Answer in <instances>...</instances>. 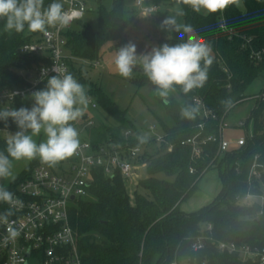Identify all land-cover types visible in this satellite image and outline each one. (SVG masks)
I'll list each match as a JSON object with an SVG mask.
<instances>
[{"label": "trees", "instance_id": "16d2710c", "mask_svg": "<svg viewBox=\"0 0 264 264\" xmlns=\"http://www.w3.org/2000/svg\"><path fill=\"white\" fill-rule=\"evenodd\" d=\"M128 1L114 0L110 12L100 7L98 32L82 21L73 24L77 31L71 27L66 31V63L69 72L83 85H86L83 61L89 65L99 62V49L107 42L126 43L127 27L141 14L140 11L137 15L130 13ZM240 1L243 9L235 3L222 12L206 16L181 5L186 12L182 17L184 23L191 25L200 43L211 49L213 63L202 87L185 94L180 86H175L179 100L170 96L167 102L159 100L164 117L157 118L165 136L154 153L148 151L150 142H141L128 132L131 123L125 113L97 85L88 87V96L116 121L117 126L95 124L84 139L94 150L109 144L122 149L140 148L133 163L138 168L145 167L146 176L137 180L134 199H131L127 191L129 180L118 170L111 176H107L103 168L91 170L88 196L73 202L70 212V224L83 264H170L174 257L189 258L197 264H241L238 256L221 253L217 243L264 248V217L257 218L260 207H242L236 202L237 197L248 192L264 194V172L260 181L249 183V173L255 163L264 171V125L259 121L264 99L255 98V108L243 127L246 133L243 146L218 155L217 145L209 143L200 157L193 158L191 148L182 145L197 134L202 137L217 135L221 121L232 108L248 98L247 89L264 71V0ZM44 2L47 6L52 0ZM221 20L226 25L225 32L220 29ZM3 24L0 20V90L24 88L29 85L30 77L47 64L41 56L20 53L21 47L31 42L38 32L26 28L21 33H7L3 31ZM179 42L161 39L158 47ZM131 82L138 88L152 84L142 67L132 76ZM46 85L44 82L41 90ZM196 100L202 103L207 116H202L199 109L195 119L184 118L182 107L197 106ZM33 104L30 98L17 99L11 107L31 109ZM250 123L251 134L248 132ZM17 131L20 129L12 118L0 120V151L6 148L8 137L4 132L14 135ZM41 164L44 163L39 158L30 160L14 179H0V185L14 195L20 183L30 178L34 168ZM49 167L58 168L57 165ZM213 168L221 183L217 197L197 212H182L181 204L195 194L203 175ZM159 175L172 180L161 179ZM6 212L7 203L0 202V213ZM209 224L211 231L207 230ZM200 236L208 240L202 251L194 252L192 243Z\"/></svg>", "mask_w": 264, "mask_h": 264}, {"label": "built area", "instance_id": "2783aa9c", "mask_svg": "<svg viewBox=\"0 0 264 264\" xmlns=\"http://www.w3.org/2000/svg\"><path fill=\"white\" fill-rule=\"evenodd\" d=\"M62 3L70 17L72 12L78 15L71 17L66 26L49 28L47 34L38 32L31 42L21 47L22 55L41 56L45 61L47 60V64L30 77L29 85L26 87L0 90V105L11 107L17 99H32V94L41 90V85L57 74L53 71L55 65L69 71L66 63L65 33L74 23L82 21L87 8L81 0H62ZM136 7L145 16L158 11L157 6L146 5L144 0H136ZM220 29L227 31L223 20L220 21ZM97 66H100V62L94 63V67ZM20 74L25 75L24 72ZM259 98L264 99V91ZM88 104L92 109L98 108L96 102L90 97ZM196 105L201 109L200 114L206 117L207 112L202 103L196 100ZM80 122L83 123V129L78 131L80 148L73 155L70 168L68 170L51 169L44 164L36 166L31 177L20 183L17 193L13 195L14 203H7V212H11V216H7L6 221L0 219V264H83L78 251L76 234L70 224V212L73 202L88 196L91 170L103 168L107 176L113 175L118 170L130 182L138 178L139 168L133 161L139 156L140 148L122 149L121 146L109 144L94 150L84 139L87 133L83 132L94 127L95 123L90 117L82 116L74 122V126L77 128ZM202 127L203 125L200 126ZM227 127L223 119L217 135L202 137L201 134H197L183 141L182 145L191 148L193 158L200 157L204 147L209 143L217 145L218 155L243 146L244 137L234 142L224 139L223 132ZM153 130L150 129V131ZM4 135L8 137L10 133L4 132ZM171 149L172 146L169 151ZM263 172L255 163L249 173V183L260 181ZM71 197L75 198L74 201ZM236 202L242 207L259 206L257 218L264 217V194L248 192L244 196L237 197ZM2 216L4 214L0 213V217ZM10 228L17 233L15 237L11 236ZM207 230H212L211 224L208 225ZM207 240L208 237L205 236L196 238L192 243V250L202 251ZM217 249L221 253L238 256L241 264H264V248L238 245L233 242H218ZM28 253H30L29 256H27ZM170 264L197 263L189 258L174 257Z\"/></svg>", "mask_w": 264, "mask_h": 264}, {"label": "clouds", "instance_id": "9594fccd", "mask_svg": "<svg viewBox=\"0 0 264 264\" xmlns=\"http://www.w3.org/2000/svg\"><path fill=\"white\" fill-rule=\"evenodd\" d=\"M177 3L197 13L215 14L238 0H177ZM183 6L177 7L174 14L161 23L162 28L179 33L181 42L171 46L164 43L141 55H137L135 43L129 42L115 53L113 61L117 73L126 79L131 78L134 67L140 64L165 102L170 92L176 90L175 86H180L185 94L202 87L213 63L207 45L184 39L192 26L179 22L186 15ZM76 15V12L71 13V17ZM71 17L60 0H52L47 6L44 0H0V20L7 33H21L27 28L30 32L47 34L49 28L66 26ZM53 71L57 74L48 78L46 87L32 94L34 104L31 109L0 107V120L12 118L20 129L14 135H8L6 148L0 151V179L12 178L14 161L39 158L42 163L55 167L80 148L74 122L84 115L89 103L87 89L67 69L55 65ZM225 103L230 105L231 101ZM198 112L199 107L191 104L181 109V115L190 120L195 119ZM41 134L45 139L38 143L35 138ZM138 139L143 142L146 136ZM0 202L14 203L13 193L3 185H0ZM9 215L11 212H6L0 219L6 221ZM9 232L12 237L17 235L11 228Z\"/></svg>", "mask_w": 264, "mask_h": 264}, {"label": "rangeland", "instance_id": "374dc122", "mask_svg": "<svg viewBox=\"0 0 264 264\" xmlns=\"http://www.w3.org/2000/svg\"><path fill=\"white\" fill-rule=\"evenodd\" d=\"M85 3L87 11L84 14L82 22L86 24L92 31L98 32L99 29V9L102 7L107 12H110L114 7V0H81ZM148 5H155L159 10L152 14L145 16L138 14L139 9L136 7V0L128 1V9L130 13L137 15L135 22L131 23L126 29V43L117 44L115 42H107L99 49L100 66L94 67L88 62H82L83 75L86 79V89L93 84L97 85L102 92L114 102L119 110L125 113L126 118L131 123L128 131L132 137L146 136L145 142H150L148 151L154 153L161 145V139L164 138L165 133L159 123L157 117H164L163 110L159 103L161 98L157 94V88L153 84H147L143 87H136L131 78L142 67L137 64L133 69L131 78L121 77L114 67L115 53L129 42L135 43L137 47V55L147 54L151 52L154 47H158V41L161 39L179 40V33L169 31L161 27L162 21L168 16L174 14L177 7L181 5L177 0H144ZM238 7L243 9V4L240 0L236 3ZM131 9V10H130ZM200 14L206 16L207 13L201 11ZM184 23L183 18L180 19ZM72 30H78L76 24L71 26ZM185 40H193L201 42L197 34L192 30L185 34ZM180 41V40H179ZM80 62V61H79ZM96 63V62H95ZM92 66V67H91ZM264 91V71L251 83L246 91L248 97L243 103L232 108L225 123L228 125L224 129L223 137L226 141L234 142L241 137H245V129L243 128L247 123L251 111L255 108L256 100ZM170 97L179 100L178 94L173 91L169 94ZM32 100V99H30ZM90 116L94 119L97 125H105L108 127H116V121L107 114L101 107L92 109L88 104L86 109ZM259 121L264 125V108L259 114ZM242 124V126H239ZM150 129H154L150 131ZM252 123L248 125V132H252ZM11 135V134H10ZM13 135V134H12ZM37 142L45 139L43 134L35 138ZM73 156L67 158L57 164L59 169L68 170L73 162ZM30 160H20L13 162V176L14 179L28 164ZM140 173L134 181L128 182L127 191L131 199H134L136 191L137 180L146 176L145 167L139 168ZM161 179H167L164 175L158 176ZM172 180V179H167ZM220 190V180L218 172L215 168L210 169L201 178L198 189L195 194L181 205V210L185 212L196 211L208 204L217 196Z\"/></svg>", "mask_w": 264, "mask_h": 264}, {"label": "crops", "instance_id": "0c3cea01", "mask_svg": "<svg viewBox=\"0 0 264 264\" xmlns=\"http://www.w3.org/2000/svg\"><path fill=\"white\" fill-rule=\"evenodd\" d=\"M146 5H148V4H146ZM131 10V9H130ZM158 10H159V8H158ZM90 117L93 121H94V119L92 118V116H90V114H88V112L87 111H84V115H83V117ZM96 124V123H95ZM83 129V123L82 122H80V124L77 126V130L78 131H81ZM88 131V130H87ZM87 131H84L83 133H87ZM220 190H221V183H220ZM220 190H219V192H220ZM219 192H218V194H219ZM217 194V195H218ZM217 197V196H216ZM215 197V198H216ZM214 198V199H215ZM213 199V200H214ZM190 200V199H189ZM187 202V201H186ZM212 203V202H211ZM183 204V203H182ZM181 204V205H182ZM209 205V204H208ZM208 205H206V206H208ZM206 206H204V207H206ZM204 207H202V208H204ZM202 208H200V209H198V210H196V211H193V212H185V211H183V210H181V206H180V210L182 211V212H184V213H194V212H197V211H199V210H201Z\"/></svg>", "mask_w": 264, "mask_h": 264}, {"label": "water", "instance_id": "95a60500", "mask_svg": "<svg viewBox=\"0 0 264 264\" xmlns=\"http://www.w3.org/2000/svg\"><path fill=\"white\" fill-rule=\"evenodd\" d=\"M74 199H75L74 197H71V200H72V201H74ZM29 254H30V253H28L27 256H29Z\"/></svg>", "mask_w": 264, "mask_h": 264}]
</instances>
